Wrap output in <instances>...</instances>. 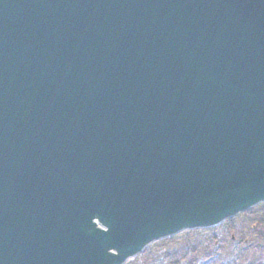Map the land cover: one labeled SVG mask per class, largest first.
<instances>
[{"label":"water","instance_id":"water-1","mask_svg":"<svg viewBox=\"0 0 264 264\" xmlns=\"http://www.w3.org/2000/svg\"><path fill=\"white\" fill-rule=\"evenodd\" d=\"M264 203V0H0V264H126Z\"/></svg>","mask_w":264,"mask_h":264},{"label":"trees","instance_id":"trees-1","mask_svg":"<svg viewBox=\"0 0 264 264\" xmlns=\"http://www.w3.org/2000/svg\"><path fill=\"white\" fill-rule=\"evenodd\" d=\"M127 264H264V203L216 228L155 242Z\"/></svg>","mask_w":264,"mask_h":264},{"label":"rangeland","instance_id":"rangeland-1","mask_svg":"<svg viewBox=\"0 0 264 264\" xmlns=\"http://www.w3.org/2000/svg\"><path fill=\"white\" fill-rule=\"evenodd\" d=\"M235 252H236V254H238V252H239V250H238V248L236 247V249H235Z\"/></svg>","mask_w":264,"mask_h":264}]
</instances>
